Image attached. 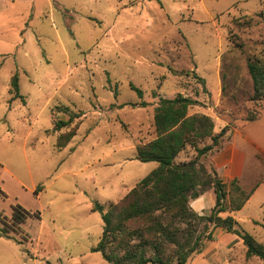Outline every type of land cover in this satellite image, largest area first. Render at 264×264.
<instances>
[{
    "label": "rangeland",
    "instance_id": "rangeland-1",
    "mask_svg": "<svg viewBox=\"0 0 264 264\" xmlns=\"http://www.w3.org/2000/svg\"><path fill=\"white\" fill-rule=\"evenodd\" d=\"M249 57L264 59V0H0V264H109L92 250L93 206L105 211L157 166L136 147L155 137L159 97L177 93L204 98L188 113H210L215 131L220 119L235 128L237 180L254 191L230 215L264 247V103L249 100ZM15 73L23 102L9 92ZM64 107L81 116L54 130ZM17 205L30 212L18 222ZM245 251L219 229L187 264H264Z\"/></svg>",
    "mask_w": 264,
    "mask_h": 264
},
{
    "label": "trees",
    "instance_id": "trees-1",
    "mask_svg": "<svg viewBox=\"0 0 264 264\" xmlns=\"http://www.w3.org/2000/svg\"><path fill=\"white\" fill-rule=\"evenodd\" d=\"M247 69L252 80L249 100L264 103V59L249 57ZM18 80L17 73L11 76L9 92L23 102ZM132 88L142 96L140 89L133 85ZM199 104V100L181 93L172 98L159 97L153 114L155 137L136 147L138 160L155 161L157 166L105 211L98 203L93 206V210L101 213L103 225L92 250L100 252L109 264H187L203 251L207 241L215 239L217 229L239 236L246 257L264 260L263 245L252 235L241 232L230 215L245 205L254 190L246 191L237 178L223 181L209 162V156L223 147L230 125L215 133V122L210 115L188 113ZM141 105L147 103L143 101ZM63 109L70 112L69 118L57 120L54 130L81 116L68 107ZM254 119L255 115L250 113L245 120ZM77 128L60 134L56 147L66 146ZM187 146L193 148L194 156L176 162ZM211 191L214 203L209 212L196 211L191 202ZM223 213L228 215L222 216ZM27 214L30 212L17 205L13 217L18 222Z\"/></svg>",
    "mask_w": 264,
    "mask_h": 264
},
{
    "label": "crops",
    "instance_id": "crops-1",
    "mask_svg": "<svg viewBox=\"0 0 264 264\" xmlns=\"http://www.w3.org/2000/svg\"><path fill=\"white\" fill-rule=\"evenodd\" d=\"M199 99H201L199 101H202L204 98L203 99L199 98ZM205 113L211 115L208 112ZM215 118L219 120L217 116ZM214 122L216 125L217 120L214 119ZM228 123L229 122L226 119H220L218 123L219 124L218 131L221 129V127L227 125ZM218 131H215V127H214V132L217 133ZM234 134H235V128H232L230 126V130L228 131L227 137L224 140L223 147L219 151L209 156V162L212 164L217 175L225 182L235 178H242L244 174L246 155L245 152L235 144ZM205 197H206V193L191 202L192 207L200 213L208 210L210 207H212L214 203L213 196L209 204L206 203ZM217 230L215 231V234Z\"/></svg>",
    "mask_w": 264,
    "mask_h": 264
}]
</instances>
